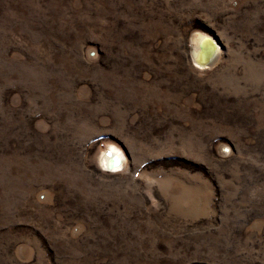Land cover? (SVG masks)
<instances>
[{
  "label": "rangeland",
  "instance_id": "1",
  "mask_svg": "<svg viewBox=\"0 0 264 264\" xmlns=\"http://www.w3.org/2000/svg\"><path fill=\"white\" fill-rule=\"evenodd\" d=\"M0 264H264V0H0Z\"/></svg>",
  "mask_w": 264,
  "mask_h": 264
},
{
  "label": "bare ground",
  "instance_id": "2",
  "mask_svg": "<svg viewBox=\"0 0 264 264\" xmlns=\"http://www.w3.org/2000/svg\"><path fill=\"white\" fill-rule=\"evenodd\" d=\"M196 44L198 45V48L194 50L193 57H194L195 62L199 66L203 67L204 65L208 64L209 61L212 60L216 52V47L213 41H211L209 38L204 39V37H201V36L197 37ZM114 158H116L115 155L110 156L108 154H104L102 157L101 162L104 164V166L106 167L108 171L115 172L120 169L119 167L118 168L113 167ZM122 164H123V161L121 160L120 167L122 166Z\"/></svg>",
  "mask_w": 264,
  "mask_h": 264
},
{
  "label": "water",
  "instance_id": "3",
  "mask_svg": "<svg viewBox=\"0 0 264 264\" xmlns=\"http://www.w3.org/2000/svg\"><path fill=\"white\" fill-rule=\"evenodd\" d=\"M114 166L113 167H115V168H120V165H121V159L119 158V157H116V158H114Z\"/></svg>",
  "mask_w": 264,
  "mask_h": 264
}]
</instances>
